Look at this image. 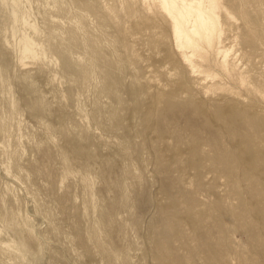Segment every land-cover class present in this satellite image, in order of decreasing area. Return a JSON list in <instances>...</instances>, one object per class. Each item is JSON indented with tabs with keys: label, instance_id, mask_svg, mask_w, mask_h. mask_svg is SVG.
Here are the masks:
<instances>
[{
	"label": "rangeland",
	"instance_id": "1",
	"mask_svg": "<svg viewBox=\"0 0 264 264\" xmlns=\"http://www.w3.org/2000/svg\"><path fill=\"white\" fill-rule=\"evenodd\" d=\"M0 264H264V0H0Z\"/></svg>",
	"mask_w": 264,
	"mask_h": 264
},
{
	"label": "bare ground",
	"instance_id": "2",
	"mask_svg": "<svg viewBox=\"0 0 264 264\" xmlns=\"http://www.w3.org/2000/svg\"><path fill=\"white\" fill-rule=\"evenodd\" d=\"M183 12V11H182ZM182 14H184V17L183 18H181L179 15V17H177L176 18V25H177V29H178V32H179V28L182 26V24H184V22L186 21V16H188L189 15V13L188 12H186L185 11V13H182ZM191 32H194V34L195 35H199V32H198V28H196L195 27V29L193 30V31H191Z\"/></svg>",
	"mask_w": 264,
	"mask_h": 264
}]
</instances>
